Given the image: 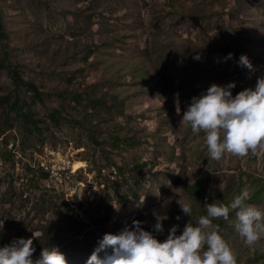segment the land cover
Returning a JSON list of instances; mask_svg holds the SVG:
<instances>
[{"label":"rangeland","instance_id":"374dc122","mask_svg":"<svg viewBox=\"0 0 264 264\" xmlns=\"http://www.w3.org/2000/svg\"><path fill=\"white\" fill-rule=\"evenodd\" d=\"M0 10L10 60L44 93L32 111L47 122L29 133L12 113L0 134V247L34 235L33 260L56 247L68 264H87L106 233L133 220L153 228L155 211L166 215L163 236L173 225L180 234L205 202L264 185V151L210 159L205 134L181 123L212 83L234 82L236 95L264 78V0H0ZM15 92L0 70V97ZM62 104L69 117L56 127L48 116ZM5 115L0 107V130ZM43 164L66 171L49 180ZM201 175L209 185L194 197L187 187ZM177 201L191 204L190 217ZM230 213L222 234L237 264H264V240L247 246Z\"/></svg>","mask_w":264,"mask_h":264},{"label":"clouds","instance_id":"9594fccd","mask_svg":"<svg viewBox=\"0 0 264 264\" xmlns=\"http://www.w3.org/2000/svg\"><path fill=\"white\" fill-rule=\"evenodd\" d=\"M232 58L229 53L224 60ZM238 64L253 67L243 54ZM235 87L234 82L223 86L212 83L206 91L194 96L183 112L181 123L187 122L194 133L205 134L208 156L213 160H221L225 153L246 157L264 151V78H258L254 90L249 88L233 95ZM249 199L250 190L245 187L228 204L205 202L206 215L200 216L195 226L188 222L182 234L177 235L179 226L173 225L163 242L154 233H163L166 215L154 211L153 231L145 230L144 222L133 220L118 234L106 233L87 264H237L236 253L220 234V225L213 221L221 218L227 221L230 212H235L236 232L247 246L257 245L264 240V208L248 203ZM177 203L190 217L191 204ZM34 238L33 235L15 239L0 247V264H68L56 247L44 248L40 258L33 260ZM109 248L111 254L106 251ZM101 252H105L103 257L99 255Z\"/></svg>","mask_w":264,"mask_h":264},{"label":"trees","instance_id":"16d2710c","mask_svg":"<svg viewBox=\"0 0 264 264\" xmlns=\"http://www.w3.org/2000/svg\"><path fill=\"white\" fill-rule=\"evenodd\" d=\"M10 50L11 47L9 44V36L4 23V14L3 11L0 10V70L4 71L7 74L9 79L12 81L16 92L25 89V92L29 94V97H27L26 99L20 98L19 94L16 92L14 93V95L11 96L0 97V107H3L6 110L4 127L0 130V134L2 135L6 129L13 128L14 125L12 123V119L10 118V115L12 113H14L16 118L23 123V125L26 127L29 133H34L35 129H40L42 125H47L46 121L36 119L32 111L33 107H35L38 104L44 103L45 95L35 82L26 78L25 72L21 69L19 65L11 62L9 57ZM141 77H143V75ZM71 80L72 77H70V81ZM82 98L83 99L90 98V95H88L87 92H85L84 94L82 93L76 94L74 97L75 106L70 107V111L75 110L79 112L78 108L82 107V103H83L81 101ZM65 115L69 117V110L67 111V108H65L62 104L60 105L59 108L55 109L52 113L49 114L48 120L53 126L58 127L60 125V121L64 118ZM43 175L49 177L45 173H43ZM209 181L210 180L208 175H201L194 181V183L191 186L187 187V192L194 197L200 196L203 194V191L209 185ZM251 182H252L253 190L250 199L247 202L250 204H260L264 201V185L260 183L258 179H253ZM236 193L233 194L229 200H226L222 196L220 199V203L228 204L237 195ZM230 217H232V213L229 214V218ZM153 220L155 221L154 215H153ZM227 221L223 220L222 218L213 221V223L220 225L221 228L220 234L222 236H225L222 234V230L225 227ZM142 227L147 231H153V228H148L144 223L142 224ZM52 234L53 232H49V231L45 232L44 237H48L49 235V239L50 237L54 238ZM154 235L159 237L160 239L159 238L157 239L160 240L161 242H163L167 238L166 236H163V234L161 233H154ZM177 235H179L178 231H177Z\"/></svg>","mask_w":264,"mask_h":264},{"label":"built area","instance_id":"2783aa9c","mask_svg":"<svg viewBox=\"0 0 264 264\" xmlns=\"http://www.w3.org/2000/svg\"><path fill=\"white\" fill-rule=\"evenodd\" d=\"M43 169H44L45 174H53V178H54V174H63L66 171V169H61V170L55 171L51 167L50 168L49 167H45V164H43Z\"/></svg>","mask_w":264,"mask_h":264},{"label":"bare ground","instance_id":"6f19581e","mask_svg":"<svg viewBox=\"0 0 264 264\" xmlns=\"http://www.w3.org/2000/svg\"><path fill=\"white\" fill-rule=\"evenodd\" d=\"M52 149V148H51ZM76 168H77V165L76 164H74V171H76ZM48 175V174H47ZM56 175V174H55ZM49 176V175H48ZM49 178V177H48ZM49 180H50V178H49Z\"/></svg>","mask_w":264,"mask_h":264}]
</instances>
